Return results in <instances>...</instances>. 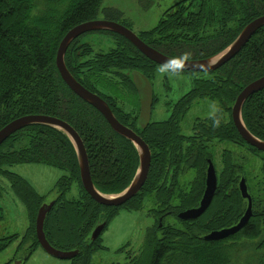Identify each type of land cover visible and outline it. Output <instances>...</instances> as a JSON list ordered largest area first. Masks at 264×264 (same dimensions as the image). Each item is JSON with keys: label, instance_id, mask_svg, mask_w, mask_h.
<instances>
[{"label": "trees", "instance_id": "1", "mask_svg": "<svg viewBox=\"0 0 264 264\" xmlns=\"http://www.w3.org/2000/svg\"><path fill=\"white\" fill-rule=\"evenodd\" d=\"M101 1L0 0V128L24 114H47L67 121L83 141L95 187L104 193H116L128 185L135 173L136 149L128 139L113 131L93 106L69 89L55 65L58 44L68 29L96 18L99 12L109 19L121 14L115 8L99 9ZM261 14H264V0H190L184 7L164 12L155 26L138 35L167 55L176 57L189 51L192 59L204 58L226 47L245 24ZM108 33L113 36L110 49L94 55L88 63H79L77 40H74L67 48L65 62L73 75L77 69L88 66L83 80L76 78L90 91L102 93L114 102L121 96L120 88L126 87L121 85L125 79L136 92L131 76L121 73L122 70L148 73L158 64L122 35ZM88 51L89 47L82 50ZM206 72L207 76L194 78L188 92L173 103V112L163 121L151 122L142 128L137 125V112L130 114L121 108L114 112L122 123L142 134L151 151L143 186L120 206L99 204L85 191L73 144L62 131L31 124L6 139L0 146V172L10 179L27 205L31 250L39 246L35 217L45 200L19 174L7 169L12 164L43 163L65 171L55 182L57 195L46 214L43 229L55 248L79 250L72 264H91L93 244L99 236L90 241L89 235L96 223L107 222L120 208L140 209L146 197L158 205L156 219L145 230L139 252L125 264H183L186 261L188 264H229L227 241L252 239L264 232V178L247 176L243 165L232 160L231 150L227 148L220 153V169L215 167L217 187L209 207L196 219L183 220L177 216L182 210L198 206L205 188L208 158L214 161L211 151L215 140L239 144L260 156V171H264V151L241 138L229 114L230 105L241 89L264 74V25L234 57L218 69ZM205 97L219 101L220 126L213 127L212 114L197 121L191 127V134H179L181 115L195 99ZM241 116L247 129L264 140V88L244 101ZM175 117L177 122L171 120ZM182 136L189 140H183ZM187 170H193V177L181 183L179 176ZM242 176L252 197L253 215L235 234L221 240L205 239L206 233L235 224L243 214L247 200L238 188ZM73 184L80 189L77 188L75 196L67 197ZM169 214L176 217L180 227L163 222ZM14 237L15 234L0 238V250ZM260 244L264 246V234ZM254 264H264V250Z\"/></svg>", "mask_w": 264, "mask_h": 264}, {"label": "rangeland", "instance_id": "2", "mask_svg": "<svg viewBox=\"0 0 264 264\" xmlns=\"http://www.w3.org/2000/svg\"><path fill=\"white\" fill-rule=\"evenodd\" d=\"M177 1L179 0H102L99 9H118L121 14L117 18L106 19L127 24L135 33H140L142 30H148L156 25L160 17L168 10L167 8ZM96 17L105 19L104 14L101 12ZM78 37L79 39L77 40ZM78 37L75 39V41L77 40L75 45L78 47L76 53L78 54L77 60L79 63H88V60L93 59L94 55L105 52L113 46V36L108 32H88ZM86 47H89V51L82 52ZM86 67L79 68L83 75L88 73ZM157 69L158 66L155 69L154 76L151 78L157 96V101L153 105L151 120L166 118L169 112L167 103L174 102L188 91L197 76L192 72H183L181 78L169 79L166 76L160 77ZM117 106L123 112L130 114H134L136 110L124 99L118 100ZM216 107L220 108L218 100L207 97L194 100L190 109L181 120L183 130L189 132L194 120L212 115ZM226 115L227 113L224 112L225 118ZM214 142L211 152L213 153L214 166L217 169L221 167L220 153L222 149L227 148L231 150L232 160L243 165L247 176L255 177V179L264 178V171H260L262 159L260 156L253 155L243 146L230 141L216 142L215 140ZM110 168L111 166L107 167L108 170ZM7 169L19 174L25 182L44 197L46 202H50L56 197L55 182L65 173L62 169L43 163H18L7 166ZM100 169L105 171L103 166ZM193 174V170H187L180 174L179 180L181 183H185L192 179ZM77 188L78 190L80 189V187H76L73 184L66 196H75ZM154 202V199L146 197L140 209L120 208L114 216L110 217L99 234V239L93 244L94 250L90 256V263L125 264L129 261L130 256L136 255L140 250L145 230L153 225L156 219L155 214L157 213L158 205H155ZM163 222L175 227L181 226L172 214L167 215ZM29 225L30 218L25 201L17 194L10 179L0 172V238L15 234L9 244L0 250V264L10 261L13 264L17 260H23L28 253H30L28 259L23 260L22 264H72L75 261V257L68 259L57 258L49 254L41 246H34L33 250H31V241L27 237ZM263 234L264 232L252 239L243 237L233 243L232 241H227L225 245L230 248V250H227L228 252L230 251L229 264H254L258 255L264 250V246L260 244L262 243ZM63 250H67V248ZM188 262L186 261L183 264H188Z\"/></svg>", "mask_w": 264, "mask_h": 264}, {"label": "water", "instance_id": "3", "mask_svg": "<svg viewBox=\"0 0 264 264\" xmlns=\"http://www.w3.org/2000/svg\"><path fill=\"white\" fill-rule=\"evenodd\" d=\"M263 25L264 14H261L245 24L240 32L236 35V37L222 50L204 58L192 59L186 71L205 72L209 71V69L210 71L217 69L225 62H227L230 58H232L237 52H239V50L246 44L250 37L257 31V29H259ZM93 30H110L122 35L127 40H129L142 54H144L147 58L157 64H161L162 61L170 59L173 56L167 55L150 46L127 26L117 21L107 19H90L72 26L65 32L58 44L55 55V65L63 81L77 96L97 109L103 115L110 127L116 133L131 141L136 149L138 155V165L128 185L118 193L111 194L103 193L99 189H97L90 175L88 157L81 137L72 125H70L67 121L55 116L47 114H24L13 118L0 128V144L15 131L31 124H43L62 131L73 144L77 164L79 167L80 180L85 191L90 195L92 199H94L99 204L106 206H119L133 197L143 186L147 178L150 166L151 152L148 144L140 137V135H138L127 125L120 122L114 115L107 102L97 93L90 91L84 85H82L71 74L65 64L64 54L70 42L80 34ZM122 72L126 75H131V78L136 85L140 102L138 124L140 127L144 128L149 123L151 113V83L143 73L137 70H122ZM263 88L264 74L246 84L237 94L234 103L231 106L232 121L238 133L246 143L261 151H264V140L258 138L247 129L242 120L241 110L244 101L250 95ZM216 187L217 174L212 161L208 159V166L206 168L205 175V188L199 201V205L197 207L189 208L179 212L178 217L187 220L194 219L200 216L210 205ZM239 190L242 198H245L247 200L246 208L239 220L229 227L208 232L204 235L205 239L217 240L232 235L240 230L250 219L253 214L252 197L247 190V185L244 177L240 178ZM53 203V201L42 203L37 210V214L35 217V233L37 240L43 249L57 258L68 259L75 257L78 254L79 250H61L55 248L49 243L45 236L43 229L44 219ZM105 222L106 220H102L101 222L96 223V225L90 232V241H93L97 238V236L104 228ZM19 263H21V260H17L13 264Z\"/></svg>", "mask_w": 264, "mask_h": 264}, {"label": "flooded vegetation", "instance_id": "4", "mask_svg": "<svg viewBox=\"0 0 264 264\" xmlns=\"http://www.w3.org/2000/svg\"><path fill=\"white\" fill-rule=\"evenodd\" d=\"M183 0H179V1H177V2H175V3H173V4H171L167 9L169 10V12H173V11H175L178 7H184L185 5H188L189 4V2H190V0H185L184 2H182ZM199 17H201V15H199ZM115 21V20H114ZM122 23V22H121ZM102 32H104V31H102ZM84 35V34H83ZM82 36V35H81ZM76 39V38H75ZM74 39V40H75ZM79 39V37L77 38V40ZM73 40V41H74ZM72 41V42H73ZM71 42V43H72ZM70 43V44H71ZM70 46V45H69ZM68 46V47H69ZM66 52H67V50H66ZM65 58H66V53H65ZM65 64H66V62H65ZM225 64V63H224ZM160 64H158V65H156L155 67H154V69H153V71H150V72H145V71H142V70H140L142 73H144L146 76H147V78L149 79V81H150V83H151V87H152V101H151V113H150V119H149V123H157L158 121H163V120H165V119H167V117H168V115H171V113L173 112V110H174V104L173 103H175L177 100H179V98L182 96V95H184L186 92H188V91H186L185 93H183L179 98H177L174 102H168L167 103V109H168V115H167V117L166 118H164V119H157V120H151V114H152V110H153V105H154V103L157 101V96H156V93H155V91H154V86H153V82H152V77L154 76V72H155V69H156V67L157 66H159ZM67 66V65H66ZM222 66V65H221ZM220 66V67H221ZM68 68V67H67ZM219 68V67H218ZM217 68V69H218ZM69 69V68H68ZM138 69V68H137ZM70 71V70H69ZM71 72V71H70ZM186 72H189V71H186ZM185 72V73H186ZM193 73L194 72H201V71H192ZM72 74V73H71ZM195 74H197V73H195ZM73 75V74H72ZM75 78L77 77V78H79V79H82L83 80V73H81L80 71H79V69H77L76 70V74H74L73 75ZM76 78V79H77ZM78 80V79H77ZM79 81V80H78ZM80 82V81H79ZM81 83V82H80ZM123 83L124 84H121V85H123V86H126L125 88H121L120 89V91H121V96L119 97V98H116L115 100H114V102H112V100H108L107 98H105V97H103V94L102 93H98V92H96V93H98L101 97H103V99H105V101H107V104L109 105V107L111 108V110L113 111V113L114 112H116V110L119 108V106H117V102H118V100H126V102H128L129 104H131V106H133L136 110H135V112H137V125H139L138 124V113H139V106H140V102H139V96H138V92H137V89H136V92H134L133 90H132V88H131V85H130V83L128 82V80L127 79H125L124 81H123ZM82 84V83H81ZM83 85V84H82ZM136 86V85H135ZM136 88V87H135ZM88 89V88H87ZM125 91V92H124ZM236 98V97H235ZM196 100V99H195ZM235 100V99H234ZM234 100H233V102L231 103V105H230V110H229V114H230V117H231V106L233 105V103H234ZM112 104H114L115 105V108L113 107V105ZM191 107V106H190ZM190 109V108H189ZM188 109V110H189ZM188 110H186L181 116H182V118L185 116V114L187 113V111ZM179 112V111H178ZM99 113V112H98ZM226 113L228 114V112L226 111ZM100 114V113H99ZM101 115V114H100ZM115 115V114H114ZM102 116V115H101ZM116 116V115H115ZM231 119H232V117H231ZM173 122H177L178 121V118L177 117H175V118H173V119H171ZM182 120V119H181ZM197 121H201L199 118L197 119V120H194V122L192 123V126L197 122ZM129 123H131L132 121L131 120H129L128 121ZM148 123V124H149ZM147 124V125H148ZM126 125V124H125ZM146 125V126H147ZM127 126L128 127H130L131 129H133L131 126H129L128 124H127ZM145 126V127H146ZM191 126V127H192ZM144 127V128H145ZM134 130V129H133ZM138 135H140V137L143 139V136H142V134H140V133H138L136 130H134ZM199 131L201 132V129H199ZM179 134H181V135H189V134H191V130L189 131V132H185L184 130H183V128H182V125H181V121H180V132H179ZM242 138V137H241ZM182 139L183 140H189V138H184L183 136H182ZM144 140V139H143ZM6 141V140H5ZM5 141H3L1 144H0V146L5 142ZM41 195V194H40ZM53 200H54V198H53ZM159 218H161V216H159Z\"/></svg>", "mask_w": 264, "mask_h": 264}, {"label": "clouds", "instance_id": "5", "mask_svg": "<svg viewBox=\"0 0 264 264\" xmlns=\"http://www.w3.org/2000/svg\"><path fill=\"white\" fill-rule=\"evenodd\" d=\"M192 60V53L189 51H185L181 53L179 56L172 57L170 59H166L162 61V63L158 66L157 72L160 77H168L169 79H179L182 77L183 72L188 69L190 62ZM210 71V69H209ZM207 76L208 72H202L197 74L198 78L200 76ZM212 125L213 127H219L222 120V109L216 107L213 110L212 115Z\"/></svg>", "mask_w": 264, "mask_h": 264}, {"label": "bare ground", "instance_id": "6", "mask_svg": "<svg viewBox=\"0 0 264 264\" xmlns=\"http://www.w3.org/2000/svg\"><path fill=\"white\" fill-rule=\"evenodd\" d=\"M257 30H258V29H257ZM93 31L113 32V31H110V30H93ZM88 32H89V31H88ZM84 33H86V32H84ZM84 33H82V34H84ZM114 33H116V32H114ZM82 34H80V35H82ZM80 35H79V36H80ZM77 37H78V36H77ZM77 37H76V38H77ZM124 38H125V37H124ZM74 39H75V38H74ZM74 39H73V40H74ZM73 40H72V41H73ZM72 41H71V42H72ZM128 41H129V40H128ZM71 42H70V43H71ZM129 42H130V41H129ZM130 43H131V42H130ZM246 43H247V42H246ZM131 44H132V43H131ZM69 45H70V44H69ZM69 45H68V46H69ZM132 45H133V44H132ZM133 46H134V45H133ZM67 48H68V47H67ZM135 48H136V47H135ZM136 49H137V48H136ZM66 50H67V49H66ZM137 50H138V49H137ZM240 50H241V49H240ZM240 50H239V51H240ZM138 51H139V50H138ZM139 52H140V51H139ZM65 53H66V51H65ZM237 53H238V52H237ZM237 53H236V54H237ZM236 54H235V55H236ZM143 55H144V54H143ZM235 55H234V56H235ZM234 56H233V57H234ZM230 59H231V58H230ZM230 59H229V60H230ZM64 60H65V54H64ZM225 63H226V62H225ZM59 75H60V74H59ZM60 77H61V76H60ZM62 80H63V79H62ZM65 84H66V83H65ZM66 85H67V84H66ZM69 89H70V88H69ZM71 91H72V90H71ZM253 94H254V93H253ZM250 96H251V95H250ZM81 99H82V98H81ZM85 102H86V101H85ZM88 104H89V103H88ZM91 106H92V105H91ZM96 110H97V109H96ZM97 111H98V110H97ZM98 112H99V111H98ZM99 113H100V112H99ZM100 114H101V113H100ZM101 115H102V114H101ZM102 116H103V115H102ZM103 118H104V117H103ZM104 119H105V118H104ZM105 121H106V120H105ZM106 122H107V121H106ZM107 123H108V122H107ZM108 125H109V124H108ZM109 126H110V125H109ZM111 129H112V128H111ZM112 130H113V129H112ZM113 131H114V130H113ZM117 134H118V133H117ZM150 161H151V160H150ZM149 168H150V166H149ZM148 171H149V170H148ZM147 175H148V174H147ZM213 197H214V196H213ZM198 205H199V204H198ZM208 207H209V206H208ZM208 207H207V208H208ZM205 211H206V210H205ZM205 211H204V212H205ZM204 212H203V213H204ZM203 213H202V214H203ZM202 214H201V215H202ZM198 217H199V216H198ZM194 219H196V218H194ZM89 239H90V235H89Z\"/></svg>", "mask_w": 264, "mask_h": 264}]
</instances>
